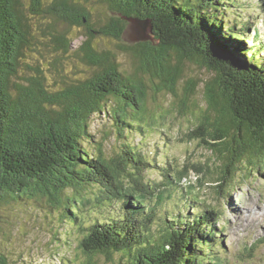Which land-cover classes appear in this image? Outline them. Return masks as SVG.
<instances>
[{
    "label": "trees",
    "instance_id": "1",
    "mask_svg": "<svg viewBox=\"0 0 264 264\" xmlns=\"http://www.w3.org/2000/svg\"><path fill=\"white\" fill-rule=\"evenodd\" d=\"M230 5L237 0H0V264H34L11 245L34 206L48 212L37 225L57 254L73 247L72 232L82 234L77 256L60 264H96L100 254L113 264H222L212 225L222 203L188 213L190 194L170 177L176 169L129 143L108 157L91 123L107 115L120 139L148 132L171 114L151 107L150 93L171 94L198 121L188 135L213 155L214 168L196 171L216 180L218 201L241 172L256 182L264 175L262 26L250 36L253 23L232 24ZM124 18L150 20L158 42L125 43ZM188 61L215 70L205 108L198 80L180 83ZM157 168L162 181L149 178ZM167 200L185 202L187 217L170 211L165 220L158 210Z\"/></svg>",
    "mask_w": 264,
    "mask_h": 264
},
{
    "label": "rangeland",
    "instance_id": "2",
    "mask_svg": "<svg viewBox=\"0 0 264 264\" xmlns=\"http://www.w3.org/2000/svg\"><path fill=\"white\" fill-rule=\"evenodd\" d=\"M237 3L238 5L236 7L230 6L229 9V16L232 24L237 17L242 16L244 17L243 20H237L240 22H250L256 26L261 25V41L264 42V0H240ZM251 6L259 10L257 11L256 9L257 14L260 13L258 16L254 13L250 15L248 11L251 9ZM251 16L252 19L255 20V23L251 20ZM257 28L259 29V26H257ZM254 33V28H251V34L249 35L254 37ZM146 34L148 33L146 32ZM125 39L129 43L135 42L134 39L130 38L129 32L126 33ZM150 39H153L154 42H158L155 34L153 38ZM125 43L127 42L125 41ZM250 43L254 44L252 42ZM119 59L123 66H126L129 70L131 64L130 57L121 53ZM174 61L177 62L176 60ZM182 66L188 77L209 79L215 75V73L209 72L206 68L201 69L199 73L196 72L198 66L191 61L187 63L183 62ZM71 68L72 66L69 65L68 69L71 70ZM126 68L122 70L126 72ZM182 77H184V74ZM181 80H184V78H181ZM180 83L182 84V82ZM199 87V91L196 93L195 98L200 107L205 108L207 105L203 94L204 85ZM180 88H182V85H180ZM158 96L159 97L156 99L153 93H150L149 103L151 107L158 105L160 114H167L165 113L167 111L171 112V114L167 115V119L162 122V125H156L160 129L149 130L148 132H137V130L133 132L128 131L125 134L129 139V141H127V138H119V135L113 128L112 119H109L105 114H97L92 118L91 123V133L94 140L98 143L94 146L102 144L103 151L108 157L120 151L122 145L126 143L137 147L139 150L143 151L145 155L151 157L159 153V155L156 156L159 160V167L170 164L173 168L177 169V172L171 173L170 177L179 181L186 191L192 192V194L189 193L192 201L190 211L192 212L185 210L181 213L182 215L187 217V212L190 214L195 213L196 215V211L198 210L194 209L197 206L194 202L195 199H198L201 203V205H198V209L204 208V205L207 203V205L210 206L219 204V202L228 203L223 219L217 224L219 229L222 227L225 228V232H223V241L226 243V248L220 244L216 249V251L223 256L224 260H227V264H264V243L260 242V240L264 238V175H259L258 180L249 185L247 184L249 173L242 174L243 172H241L239 175L233 177L234 180L239 179L238 186L234 185V182L232 189L227 192L230 194L227 195L226 191H224L219 197L220 201H218L216 180L210 179V176L204 177V175H199L200 173L196 171L197 167L200 169L204 166L205 171L208 166L206 170L209 172V169L214 168L215 165L212 160L213 155L211 152L201 145L198 139H194L188 135L191 129L197 127L198 121L189 115L183 116V113H181L182 111L177 109L178 104L173 95L161 93ZM165 134L169 135L170 139H168ZM161 172L162 171L158 168L154 169L149 174V178L152 181H162ZM239 182L241 183L240 185ZM166 207L174 209L176 206L172 204ZM47 213L37 206L30 208L28 211L23 210L21 214L23 226L17 228L21 233H19L17 238L14 237L15 240L11 244L12 247L17 248L19 252H23L26 260L32 261L34 264H42L43 262L47 264H60L63 258L70 257L74 259L78 253L74 243L77 237L81 238L82 234L80 235L76 230L68 228L67 231H76L71 233L75 235V241L72 243L73 247L71 249L60 250L57 254L58 250H55L53 245V235L50 234L48 230L37 225V223H40L39 221H45V217L49 218ZM167 218L168 216L164 219L167 220ZM50 219H48L49 222H51ZM165 220L163 221L164 223H166ZM167 221L172 222L170 220ZM59 222L56 221L57 226ZM157 233L158 232H155V235ZM75 244L77 245V242ZM102 255L103 254H100V256H98L95 262L96 264H113ZM78 256L82 258L80 251ZM208 261L209 260H205V263L210 264Z\"/></svg>",
    "mask_w": 264,
    "mask_h": 264
},
{
    "label": "water",
    "instance_id": "3",
    "mask_svg": "<svg viewBox=\"0 0 264 264\" xmlns=\"http://www.w3.org/2000/svg\"><path fill=\"white\" fill-rule=\"evenodd\" d=\"M125 19V18H124ZM125 21L127 22V24H126V30H125V32H124V34H123V40H124V42L126 41L128 44H132V45H134V44H137V43H140V42H147V41H153V39L151 40L150 38H153V36H154V33H153V25H152V23H151V21L150 20H148V21H139V20H136V19H125ZM136 29V30H135ZM146 29H147V31H146ZM127 32H129V35H130V38L131 39H134L135 40V42L133 41L132 43H129L126 39H125V36H126V33ZM137 32V33H136ZM146 32L148 33V34H146ZM150 39V40H149ZM154 42V41H153ZM190 62V61H189ZM193 64H195V65H197L198 66V68L196 69V72H200L201 71V69H204V68H206L209 72H211V73H215V70L214 69H212L211 67H209V66H203V67H200L197 63H196V61H191ZM187 63V62H186ZM216 74V73H215ZM183 76V75H182ZM214 76V75H213ZM211 77V78H209V79H203V78H194V77H188L186 74H184V80H181L180 79V81L182 82V84L184 83V81H188L189 82V80L191 81V80H194V81H197L198 80V83H196V85H197V90L199 91V86H201V85H204V84H206L205 82H207L208 83V81H210V80H212V79H215L214 77ZM205 87V86H204ZM197 91V92H198Z\"/></svg>",
    "mask_w": 264,
    "mask_h": 264
}]
</instances>
